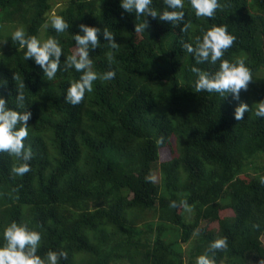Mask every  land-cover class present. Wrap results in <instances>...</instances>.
Here are the masks:
<instances>
[{"label":"trees","instance_id":"trees-1","mask_svg":"<svg viewBox=\"0 0 264 264\" xmlns=\"http://www.w3.org/2000/svg\"><path fill=\"white\" fill-rule=\"evenodd\" d=\"M62 1L0 0V95L15 107L24 83L33 112L25 143L34 152L22 177L11 173L13 158L0 153V245L4 227L16 220L41 231L42 257L49 249L66 251L62 264H195L218 237L228 240L215 250L218 262L260 264L264 117L256 116L255 103L264 100V0H219L212 18H197L185 0L189 31L149 16L141 33L120 0ZM153 7L163 11V0ZM53 11L69 23L64 33L43 28ZM81 23L113 33L116 49L101 36L90 55L97 71L117 74L95 81L93 92L72 105L64 97L80 73L58 71L49 81L24 60L26 49L10 33L22 25L43 39L57 36L71 55ZM213 23L227 24L236 37L224 58L243 57L252 69L240 101L195 93L191 68L214 72L219 62L196 64L182 45ZM241 101L251 110L236 120ZM150 170L155 183L145 179ZM185 199L191 212L179 206Z\"/></svg>","mask_w":264,"mask_h":264},{"label":"clouds","instance_id":"clouds-1","mask_svg":"<svg viewBox=\"0 0 264 264\" xmlns=\"http://www.w3.org/2000/svg\"><path fill=\"white\" fill-rule=\"evenodd\" d=\"M153 2L154 0H120V7L127 13L134 14L135 20L139 21L135 23L137 33L144 32L149 27V16L154 19L159 17L161 21H170L174 25L183 23L181 32H187L192 27L191 22H184L185 0H163L165 5L163 11L154 8ZM190 5L197 18H212L216 10L221 7L219 0H190ZM49 27L60 34L68 30L70 26L62 15L53 11L43 24V28ZM101 36L111 49L118 47L112 32L106 28L101 29L85 23L79 24V30L73 33L76 48L71 55L64 53V47L57 36L43 39L37 35L28 34L22 25L10 33L11 41L18 43L20 49H26L23 53L24 60L34 61L49 81L56 78L58 71L67 72L74 68L80 73L79 78L71 80L66 89L64 99L72 105L80 104L85 100L86 94L93 92L95 81H110L116 77L115 68L101 73L94 67V60L90 53L100 46ZM235 40L236 37L229 32L227 24L213 23L207 30H202L200 35L195 36L194 41L190 38L188 42L183 43V49L194 56L196 64L217 65L219 62L214 72L196 66L191 68V71L196 74L193 82L195 93L214 92L221 97L231 95L233 99L240 101L241 90L247 91L249 83L253 80V73L246 64L245 58L239 57L234 60L224 58ZM107 56L111 64L114 59L112 52L107 53ZM14 79L18 77L14 76ZM3 83L0 82V86H3ZM24 86L22 81L17 86L15 107H11L9 100L0 95V153H7L13 158L11 173L13 176L21 177L31 171L30 161L34 156L31 145L26 146L25 143L29 136L31 126L29 121L33 117V112L25 103L22 91ZM250 110L249 105L241 101L234 109L235 119L242 120L245 112ZM255 114L258 117H264V100L255 103ZM145 179L155 183L157 175L150 170ZM177 206V201H172L170 204L173 208ZM179 206L188 212L193 210V206L186 199L181 200ZM2 239L0 264H62V261L68 258V253L64 250L49 249L43 257L39 255L42 233L24 221L13 220L4 227ZM227 247V237L214 239L209 245V250L196 257L195 264H223V260L217 261L215 250ZM260 264H264V260Z\"/></svg>","mask_w":264,"mask_h":264},{"label":"rangeland","instance_id":"rangeland-1","mask_svg":"<svg viewBox=\"0 0 264 264\" xmlns=\"http://www.w3.org/2000/svg\"><path fill=\"white\" fill-rule=\"evenodd\" d=\"M58 2L62 4L63 1H62V0H58ZM231 214H232L231 211L222 212V215H223V216H225V215H231ZM262 242H263V244H264V237H262Z\"/></svg>","mask_w":264,"mask_h":264}]
</instances>
